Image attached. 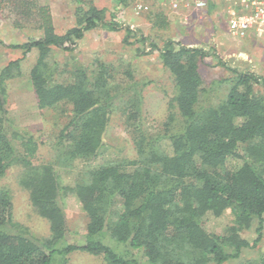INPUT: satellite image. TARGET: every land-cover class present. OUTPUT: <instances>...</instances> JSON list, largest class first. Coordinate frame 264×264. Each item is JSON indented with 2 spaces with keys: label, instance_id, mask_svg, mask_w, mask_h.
<instances>
[{
  "label": "trees",
  "instance_id": "trees-1",
  "mask_svg": "<svg viewBox=\"0 0 264 264\" xmlns=\"http://www.w3.org/2000/svg\"><path fill=\"white\" fill-rule=\"evenodd\" d=\"M133 1L115 0V5L127 7ZM86 6L77 24L64 33L56 32L49 8L39 6L37 37L22 43L0 39L1 45L22 52L0 69V177L9 166L21 164L20 183L35 212L49 224L47 236L29 234L13 220L9 193L0 191V264H67L66 256L74 250L100 255L105 264H141L95 239L107 231L140 252L146 264H223L238 258L244 248H259L264 242V77L239 72L218 59L234 72V81L220 102L201 105L206 88L199 65L209 56L207 50L172 39L160 48L150 43L149 53L158 52L174 80V95L161 130L149 132L140 125L146 84L135 80L129 69L124 71L128 85L121 86L115 67L102 60L75 67L66 78L55 73L57 64L50 66L52 47L72 51L86 31L99 25L124 29L125 43H131V36L145 42L130 26L106 21L105 8L91 1ZM110 15L115 18L116 13ZM152 15L159 27L167 26L163 10ZM32 50L35 63L22 73L23 59ZM23 75L32 82L39 109L57 108L67 117L56 145L59 162L79 173L72 182L53 164L32 166L36 143L8 123L4 85ZM254 85L263 91L255 92ZM117 111L133 126L136 156L105 160L99 155L110 117ZM68 195L86 215L84 240L56 247L69 233L63 203ZM116 197L121 208L113 210ZM226 213L231 222L222 232L207 229V219H223ZM253 224L256 238L250 241L240 231ZM241 264H264V251Z\"/></svg>",
  "mask_w": 264,
  "mask_h": 264
},
{
  "label": "rangeland",
  "instance_id": "rangeland-1",
  "mask_svg": "<svg viewBox=\"0 0 264 264\" xmlns=\"http://www.w3.org/2000/svg\"><path fill=\"white\" fill-rule=\"evenodd\" d=\"M88 1L98 8L106 9V21L114 19L123 26H130L132 30L137 31V35L142 34L146 39L145 42L137 43L131 36L127 39L131 43H125L124 29L111 31L99 25L86 31L72 51H62L52 47L49 55L50 66L57 64L54 68L55 73L66 78L75 67H88L94 60H102L115 67L116 80L121 83V86L128 85L129 80L124 75V71L129 69L135 80L146 84L141 91L140 125L149 132L161 130L170 111L169 100L174 95V80L168 69L161 64L158 52L153 50L149 53L150 43H155L160 48L167 39H172L185 45L206 47L205 50L209 56L205 57L199 65V72L206 88L201 95L199 102L201 105L217 104L224 98L230 83L235 78L234 72L228 67L239 72L260 75L257 70L258 65L248 60L249 56L241 54L240 41L243 38L234 39L235 37L222 28L224 24L226 25L225 13L210 14L214 22H210L204 16L193 21L186 20L187 22L178 15L170 19L166 16L169 20L167 26L159 27L152 15L153 11L161 9L157 4L159 0H134L127 7L116 6L115 0H0V39L6 43H22L29 38L37 37L41 32L37 28L39 6L49 8L56 32L64 33L77 24V20L86 12ZM138 3L144 6L140 12H136ZM112 12L116 13L115 18L110 15ZM261 39H259L260 43L264 46V37ZM207 43L212 45L210 44L209 47ZM227 43H233L232 47H229ZM262 45L254 50L257 60H264ZM32 52L23 59L22 73L25 67H31L35 63L36 57ZM21 56V49H10L0 44V69L9 61ZM218 59L224 61L228 67L219 65ZM262 69L264 70V66ZM4 91L8 123L24 136L31 137L36 143L37 149L34 157L31 158V165L53 164L68 181L77 179L79 173L72 171L73 168H65V165L59 162L60 153L56 145L57 136L66 124L67 117L60 115L57 108L39 109L37 107L32 82L27 75L8 80L4 85ZM254 91L260 93L263 87L254 85ZM132 129L133 126L127 122L125 115L120 111L114 112L105 132L102 154L99 156L112 161L134 158L136 151L133 145ZM67 170L69 172L66 173ZM23 171L24 167L21 164L9 166L5 174L0 177V191L5 190L9 193L12 217L15 222L26 227L29 234L35 237L47 236L49 234L47 220L35 212L27 190L20 183ZM116 199L113 210L121 208L120 198L116 197ZM63 203L69 233L66 240L64 238L60 240L56 247H62L67 243H82L87 222L86 215L81 211L79 202L74 196H66ZM230 218L229 213H226L223 219L209 218L206 227L208 230L217 229L216 231L222 232L225 225L231 222ZM254 227L255 224L249 230H241L240 235L250 241L255 239ZM95 239L100 240L123 258L134 256L141 264H146V259L140 252L132 250L123 242L116 241L108 231L106 234H97ZM263 243V241L260 243L259 248H244L238 258L223 264H241L247 260H255L258 253L264 251ZM60 257L55 256L57 259ZM66 257L67 264H105L102 256L92 255L82 250H74Z\"/></svg>",
  "mask_w": 264,
  "mask_h": 264
},
{
  "label": "built area",
  "instance_id": "built-area-1",
  "mask_svg": "<svg viewBox=\"0 0 264 264\" xmlns=\"http://www.w3.org/2000/svg\"><path fill=\"white\" fill-rule=\"evenodd\" d=\"M209 0H159V6H167L184 21L192 16H205ZM225 5L226 29L234 37H244L249 33L264 37V0H217ZM136 5L137 12L143 8Z\"/></svg>",
  "mask_w": 264,
  "mask_h": 264
},
{
  "label": "crops",
  "instance_id": "crops-1",
  "mask_svg": "<svg viewBox=\"0 0 264 264\" xmlns=\"http://www.w3.org/2000/svg\"><path fill=\"white\" fill-rule=\"evenodd\" d=\"M210 4H212V5H210ZM160 8H161V10H163L165 12V14L167 15V18H169V19L172 16L177 15V14L173 13L170 9H168L167 6H162L161 5ZM216 12H218L219 15L220 14H223L225 12V5H222L220 2L217 3V0H209L208 7H207V10L205 11V16L204 17L207 18V20H209L210 22H212L213 19H212V17H211L210 14H213V13H216ZM195 19H197V18L195 16H192L189 20L193 21ZM220 21H221V23H223L222 20H220ZM222 28H224L227 31L225 24H224V26ZM242 38H243V40L240 41V43H241L240 46L242 47L241 54L242 55H245V56H249V59L248 60H250L251 62H254V65H258L259 68L257 70H258L259 74L264 77V70L262 69V67L264 66V60H257L256 57H255V53H254V50H257L258 47H260L262 45L260 43V40H262L261 37H257L254 34L249 33L246 36L241 37V39ZM234 39H239V38L238 37H235ZM207 44L210 47V44L211 43H207ZM214 44H216V43H214ZM227 44H228L229 47H232V44L233 43H227ZM187 45L188 46H193L192 44H187ZM198 46H201L203 48L205 47V46H202V45H198ZM204 49H206V47Z\"/></svg>",
  "mask_w": 264,
  "mask_h": 264
},
{
  "label": "clouds",
  "instance_id": "clouds-1",
  "mask_svg": "<svg viewBox=\"0 0 264 264\" xmlns=\"http://www.w3.org/2000/svg\"><path fill=\"white\" fill-rule=\"evenodd\" d=\"M136 12H137V10H136Z\"/></svg>",
  "mask_w": 264,
  "mask_h": 264
}]
</instances>
